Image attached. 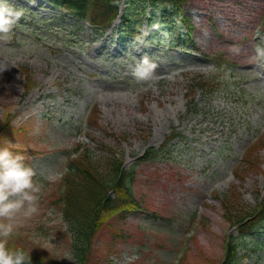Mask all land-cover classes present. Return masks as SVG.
Listing matches in <instances>:
<instances>
[{
  "label": "rangeland",
  "instance_id": "rangeland-1",
  "mask_svg": "<svg viewBox=\"0 0 264 264\" xmlns=\"http://www.w3.org/2000/svg\"><path fill=\"white\" fill-rule=\"evenodd\" d=\"M8 2L23 16L0 40V65L8 66L0 73V132L7 121L22 131H5L0 148L21 155L44 185L38 213L19 218L8 240L49 254L53 264H80L57 203L68 153L88 146L107 167L106 142L129 167L175 129L181 136L136 165L141 210L115 215L86 264H219L226 237L238 234L223 217L224 195L238 192L246 209L264 202V147L259 167L237 172L249 146L264 139V63L251 59L255 45L264 47L257 41L264 0H183L189 45L172 40L165 23L156 36L146 21L136 37L122 36L119 20L102 33L48 0ZM145 54L157 64L152 87L130 75ZM263 233L262 225L242 238L239 264H264Z\"/></svg>",
  "mask_w": 264,
  "mask_h": 264
},
{
  "label": "trees",
  "instance_id": "trees-1",
  "mask_svg": "<svg viewBox=\"0 0 264 264\" xmlns=\"http://www.w3.org/2000/svg\"><path fill=\"white\" fill-rule=\"evenodd\" d=\"M51 1L58 7L73 13L77 18L89 21L98 31L106 30L111 25L119 14L120 4L125 2V13L121 24L127 31L140 25L144 19L153 24L157 20V15L161 14L169 19L171 25L179 29V33L184 32L182 35L185 36L186 40L192 34L193 25L182 6L183 0ZM260 38L264 42V32ZM24 72L28 81H32L29 71L24 69ZM199 83L200 81L190 88L191 95L195 94ZM10 128L16 129L7 122L4 129ZM178 134H180L179 131L173 130L167 136L163 147ZM3 136L6 134H0V138ZM263 145L264 140L261 139L248 149L244 162L239 165L238 173L245 174L249 170L259 167L256 155ZM109 150H111L110 146ZM159 153L160 150L158 149H148L141 158H152ZM106 158L107 167L100 166L91 150L84 148L83 152L69 159L68 169L61 182V194L57 203L65 219L74 230L73 245L80 264L87 263L91 244L96 234L106 227L115 215L140 208V203L132 192L136 165L129 169L122 168V160L115 157L113 153L108 154ZM235 195V192H232V196L224 195L225 213H223V217L231 225L237 226L238 235L228 236L224 256L219 264H239L241 256H238V252L242 245V238L252 234L264 222V202L246 209L240 206L238 201L236 202L239 198L238 192ZM8 247L10 249H22L26 255H29L30 264H53V259L49 254L33 253L26 246L14 240H8Z\"/></svg>",
  "mask_w": 264,
  "mask_h": 264
},
{
  "label": "clouds",
  "instance_id": "clouds-1",
  "mask_svg": "<svg viewBox=\"0 0 264 264\" xmlns=\"http://www.w3.org/2000/svg\"><path fill=\"white\" fill-rule=\"evenodd\" d=\"M22 16L23 9H17L8 0H0V40L9 38ZM161 27L159 22L152 24L154 31H159ZM148 34L142 33L144 37ZM235 51L238 53L239 49ZM253 53L252 61L264 63V47L255 45ZM156 68L157 64L145 54L131 66L130 75L137 84L152 87L157 78ZM7 69V64L0 65V73ZM230 72V69H226L225 77ZM23 159L21 155L14 154L8 148H0V264H30L29 255L22 249L8 247V238L17 227V220L31 218L38 213L39 200L44 188L43 183L35 179L36 171L26 166Z\"/></svg>",
  "mask_w": 264,
  "mask_h": 264
}]
</instances>
